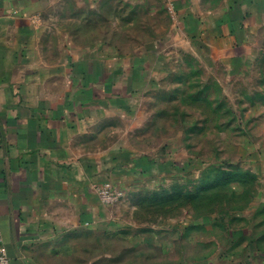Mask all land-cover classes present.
I'll use <instances>...</instances> for the list:
<instances>
[{
  "label": "crops",
  "instance_id": "1",
  "mask_svg": "<svg viewBox=\"0 0 264 264\" xmlns=\"http://www.w3.org/2000/svg\"><path fill=\"white\" fill-rule=\"evenodd\" d=\"M64 1L82 0H0V244L11 264H214L208 254L173 257L176 227H146L115 213L125 194L101 204L95 188L106 163L93 159L91 140L118 108L110 98L128 105L132 90L159 72L154 63L119 67L112 49L104 61L96 48L86 56L66 49L70 37L58 28ZM168 1L172 32L194 55H264V0ZM82 57L92 62L81 66ZM192 229L185 228L190 239Z\"/></svg>",
  "mask_w": 264,
  "mask_h": 264
},
{
  "label": "rangeland",
  "instance_id": "2",
  "mask_svg": "<svg viewBox=\"0 0 264 264\" xmlns=\"http://www.w3.org/2000/svg\"><path fill=\"white\" fill-rule=\"evenodd\" d=\"M64 2L58 28L70 37L66 49L86 56L96 48L102 61L112 49L119 67L154 63L159 72L132 90L128 105L113 95L118 108L91 140L93 159L106 163L98 185L110 181L125 193L115 213L146 227H176L178 261L187 252L214 264H264V55H194L172 32L168 0Z\"/></svg>",
  "mask_w": 264,
  "mask_h": 264
},
{
  "label": "built area",
  "instance_id": "3",
  "mask_svg": "<svg viewBox=\"0 0 264 264\" xmlns=\"http://www.w3.org/2000/svg\"><path fill=\"white\" fill-rule=\"evenodd\" d=\"M95 189L101 204L104 206H111L118 203L123 199L125 194L122 189L115 187L110 181H105L97 185ZM0 264H11L10 255L2 244H0Z\"/></svg>",
  "mask_w": 264,
  "mask_h": 264
}]
</instances>
